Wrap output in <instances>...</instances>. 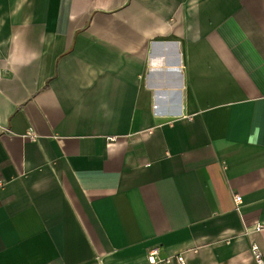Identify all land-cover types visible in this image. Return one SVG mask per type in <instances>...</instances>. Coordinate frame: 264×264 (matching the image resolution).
<instances>
[{"label": "crops", "instance_id": "1", "mask_svg": "<svg viewBox=\"0 0 264 264\" xmlns=\"http://www.w3.org/2000/svg\"><path fill=\"white\" fill-rule=\"evenodd\" d=\"M0 180V264L264 258V0H0Z\"/></svg>", "mask_w": 264, "mask_h": 264}, {"label": "built area", "instance_id": "2", "mask_svg": "<svg viewBox=\"0 0 264 264\" xmlns=\"http://www.w3.org/2000/svg\"><path fill=\"white\" fill-rule=\"evenodd\" d=\"M4 184L3 180H0V186ZM233 201L235 204V209L239 211L240 204L242 202V198L240 195L235 194L233 196ZM264 228V224H256L254 226V231H260ZM251 251L253 254V258L255 261V264H264V258L259 252L258 246L256 244H253L251 247ZM147 260L149 264H170L172 262H175V264H186L185 258L183 254L179 253L173 256H167V257H158V250L157 248H151L147 253Z\"/></svg>", "mask_w": 264, "mask_h": 264}]
</instances>
